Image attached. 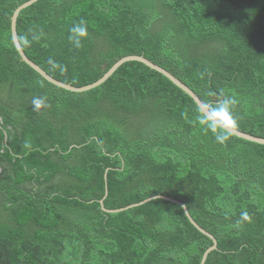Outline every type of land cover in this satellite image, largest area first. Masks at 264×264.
<instances>
[{"label": "trees", "instance_id": "16d2710c", "mask_svg": "<svg viewBox=\"0 0 264 264\" xmlns=\"http://www.w3.org/2000/svg\"><path fill=\"white\" fill-rule=\"evenodd\" d=\"M27 1L0 0V264H200L213 240L181 205L100 203L158 194L216 238L205 264H264V144L216 142L194 122L195 100L139 61L87 91L52 84L12 37ZM81 20L76 48L69 29ZM17 35L31 60L78 87L143 55L205 103L235 98V128L264 137V0H38Z\"/></svg>", "mask_w": 264, "mask_h": 264}, {"label": "water", "instance_id": "95a60500", "mask_svg": "<svg viewBox=\"0 0 264 264\" xmlns=\"http://www.w3.org/2000/svg\"><path fill=\"white\" fill-rule=\"evenodd\" d=\"M36 1H38V0H29L27 2H24L23 4H21L20 6H18L15 9V11H14L12 17H11V32H12V37H13L15 46H16V48H17V50H18V52H19V54L21 56V59L24 62H26L28 65H30L33 69H35L38 73H40L46 80H48L52 84H54L56 86H59V87H62L64 89L70 90V91H74V92L87 91V90L93 89V88L101 85L102 83H104L123 63H125L127 61H139V62H142V63L146 64L147 66L151 67L152 69L157 70L160 73L166 75L174 84H176L178 87L183 89L187 94H189L195 100V102L198 104V106L200 108H203L205 106L206 103L188 85H186L184 82H182L173 73H171L170 71H168L164 67L154 63L153 61H151L150 59L146 58L143 55H128V56H125V57L121 58L101 78H99L95 82H93L91 84H88V85H85V86H80V87L74 86V85H72L70 83H65V82H62V81L52 77L42 67H40L38 64H36L33 60H31L26 55V53L24 52V50L22 48L21 43L19 42L18 35H17V19H18V16H19L20 12L23 9H25L28 6H30L33 3H35ZM230 133H232V134H234V135H236L238 137L250 140V141H254V142H257V143L264 144V137H258V136L252 135L250 133L241 131V130L235 128V127L230 129ZM107 193H108V188H107V185H106L105 195H107ZM156 198H162V199H165V200H168V201H171V202H174V203H177V204L181 205L183 207L186 215L188 216L189 220L191 221V223L198 230H200L202 233L206 234L207 236H209L213 240L212 246H210L204 252V254L202 256L200 264H205L210 252H212L213 250L218 248L217 240L210 232H208L207 230L202 228L194 220V218L191 216V214H190V212H189V210H188V208H187V206H186V204L184 202H182V201H180L178 199L166 196L164 194H158V195H153V196H151L149 198H146V199H144V200H142L140 202L132 203V204H130L128 206H125V207H122V208H119V209H107V208H105L104 205H103V199L100 200V203L102 205L103 210H105L106 212L110 213V212L123 211V210L129 209L131 207H136V206L142 205V204H144V203H146V202H148V201H150L152 199H156Z\"/></svg>", "mask_w": 264, "mask_h": 264}, {"label": "clouds", "instance_id": "9594fccd", "mask_svg": "<svg viewBox=\"0 0 264 264\" xmlns=\"http://www.w3.org/2000/svg\"><path fill=\"white\" fill-rule=\"evenodd\" d=\"M86 36L87 25L85 21L81 20L69 29L68 40L74 47L80 48ZM31 39L38 41L40 36L33 33ZM236 104L235 98L222 95L215 102L209 101L203 108H198L194 122L205 132L212 133L216 142L222 144L229 139L230 129L237 126L238 122L233 114ZM32 105L34 109H40L42 106H46V98L35 97L32 100ZM244 215L246 217L247 214Z\"/></svg>", "mask_w": 264, "mask_h": 264}]
</instances>
